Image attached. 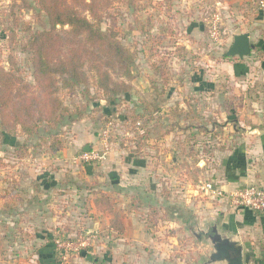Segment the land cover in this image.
I'll use <instances>...</instances> for the list:
<instances>
[{"label":"rangeland","instance_id":"rangeland-1","mask_svg":"<svg viewBox=\"0 0 264 264\" xmlns=\"http://www.w3.org/2000/svg\"><path fill=\"white\" fill-rule=\"evenodd\" d=\"M258 1L113 0V5L103 12L100 27L136 53L133 79L129 81L132 90L109 101L86 66L89 81L84 84L64 87L58 77L57 95L66 110L57 127L48 130L47 125H42L40 132L32 136L21 134L18 127L11 131L16 135L12 136L0 125V264H37L38 249L46 240L76 244L90 236L89 232H81L83 229L95 227H99L98 232H91L93 243L86 252L102 259V264L205 263L212 247L205 241L208 236H202L204 232L196 237L195 231L197 223L205 228L216 221L202 220L199 210L211 201L202 200L203 207H197L198 200L194 204L186 202V193L191 192L190 183L197 187L212 179L205 170L216 163L213 151L218 138L217 133L210 134V122L221 118L223 124L226 118L233 117L234 112L225 102L245 95L246 117L251 118L250 114L257 113L251 102L264 101L261 68L253 70L251 63L245 70L240 66L239 75L234 77L236 66L232 60L236 57L224 56L233 36L249 30L259 19ZM217 13L221 18L216 36L211 26ZM49 27L38 0H0L1 64L13 67L16 74L33 83L29 42L35 31ZM67 29L68 26H57L59 33ZM249 73H254L251 79ZM250 83L255 88L241 86ZM143 84L147 91L142 92ZM201 84L209 89L194 90ZM244 90L247 93L243 95ZM154 102L161 106L159 111L146 109ZM220 107H225L226 118L217 111ZM77 126H82V131L91 130L98 138L110 126L113 146L126 150L125 154L134 159L144 160L148 172L134 173L131 167V171L125 169L124 176L114 177L117 180L110 178L103 164L91 165L94 178H84L85 197L80 198L86 206L75 208L84 217L61 224L56 216L61 213L62 198L73 195L68 188L44 189L38 176L52 168L59 171L65 167L59 164L64 158L58 151L69 147ZM53 134L64 144L56 151L51 150ZM161 140H170L176 147L172 155L165 154L159 160L166 170L157 173ZM17 144L25 145L27 154L17 152ZM78 164L80 168L90 166ZM70 169L67 174L72 181ZM128 173L131 178L126 176ZM121 178L127 182L122 186L118 183ZM91 193L92 197L88 195ZM98 198H110L125 232L111 227L112 215L98 210ZM93 201L97 213L92 211ZM72 254L63 264H74Z\"/></svg>","mask_w":264,"mask_h":264},{"label":"crops","instance_id":"crops-1","mask_svg":"<svg viewBox=\"0 0 264 264\" xmlns=\"http://www.w3.org/2000/svg\"><path fill=\"white\" fill-rule=\"evenodd\" d=\"M258 16L259 23L257 20L256 23H252L253 26L249 30H244L242 32L238 31L236 33H250L251 42L254 44V48L251 54L246 56L244 59L236 57V59L234 58L235 60H232L235 62L236 66L235 71H233V73L235 72L233 75L234 77H236L238 67L243 66L242 70H245V67L250 65V63L254 66L253 70H256L255 67H259V69L261 68V76L264 77V23L261 16L259 14ZM256 50H258L257 54ZM238 75L239 74L237 73V76ZM249 75L251 79L254 73H249ZM244 85L248 88H255L253 83L247 85L242 84L241 86L243 87ZM146 87V84H143L141 88L142 92L147 91ZM203 88L209 89L201 84L195 86L194 90L203 91ZM253 88H250L251 91H253ZM256 92L260 93L259 91ZM244 93H247V90H244L243 95ZM244 96H236L237 99L235 101L225 102V106L227 108L228 105L232 107L231 109L234 112L233 117L226 118L225 107H220L221 110L218 109L217 111H220L222 117L227 119L224 120L226 122L222 124L221 118H215L212 122H210V126L212 127L210 129V134L216 135L217 133L218 138V146L213 151L216 155L214 159H217L216 163L212 164L210 170L207 169L205 171L207 174L211 175L212 179L219 182L225 189L228 190L237 189L249 183L264 184V116L261 114L264 113V105H262L264 101L262 103V100H260V102L257 101V99L253 100L251 103H253V107L256 108L253 112L257 113L250 114L251 118H247L246 114H248V109L246 101L248 98H244ZM258 104H260L261 107L258 106ZM104 110L107 111V108L104 107ZM185 122L187 121L185 120ZM205 125H208V123ZM81 128L82 126L75 127L74 133H76V135L72 139L69 147L58 151L60 152L58 154H62L64 158L62 161H59L60 159H58L59 164L65 167H62L59 171L52 168L51 170L42 172L38 176L41 182V187L44 189L48 190L54 186H57V188L62 190L68 188L70 189V194L73 195L71 198L69 197L70 199L65 198L67 196L64 195L62 198L63 201L61 200L62 214L60 213V215L56 216V218L62 222L61 224L65 223L64 221H67L70 218L79 219L84 217V215H82L81 212L76 211L75 208L79 209L85 205V201L82 202L80 199L81 196L85 197L84 192H82L84 189V187H82L84 178L88 177V180L94 178L91 165L88 166V169L84 166L83 168H80L79 164L72 160L78 151H84L87 148H90L98 140V137L94 135V133L92 134L91 130L82 131ZM218 133L221 135H218ZM160 143L162 148L158 150L159 153L156 157L158 162H156L157 166H154L157 173L166 170L164 166L165 164H161V161L159 160L162 159V156L165 158V154L166 156L172 155L174 152L173 150L176 147L174 142H171L170 140H161ZM120 149L121 151H119ZM120 149L113 146L108 159L101 166L110 178H114L122 174V176H124V172H126L125 169H129V171H131V167L134 168L132 169V172L134 171V173L138 172L140 174L141 172H148V166L144 163V160L134 159L133 156L125 154L126 150L122 148ZM67 160H71L72 163L67 162ZM69 168L73 170L72 174L74 175V180L72 181L68 178L69 174H67V169ZM126 176L131 178L132 174L130 176L128 173ZM122 179L123 178L120 179V182L118 181L120 186L127 183ZM190 185L192 188L188 191L191 192L186 193V202L188 204H194L198 200L196 203L199 204L196 206L200 207L202 206L201 203H203L202 200L204 202L211 201L207 202L208 204L206 208L203 206L202 210L201 207L199 208L202 213V220H220V227L222 229L235 234L237 238L241 240L243 243L245 264H264V213L253 212L243 208H235L227 199L222 201L205 200L197 191V187L191 183ZM88 195L92 197L94 194L91 193ZM193 195L196 197L193 198ZM92 206V211L97 213L94 201ZM98 228L99 227H95L94 230H97ZM88 230L90 229L88 228ZM127 230L131 232L130 229L126 228V231ZM63 231L66 232L65 228ZM142 231L145 232L144 229ZM37 255V264H59V261L61 264L65 263L64 256H60L58 254L55 255L49 239L46 240L42 247L38 249ZM72 255H74V264H82L83 260L92 264H102L103 262L102 259H98L96 257L93 258V256L90 255V252L86 251L74 253ZM88 256H92V259L89 260Z\"/></svg>","mask_w":264,"mask_h":264},{"label":"trees","instance_id":"trees-1","mask_svg":"<svg viewBox=\"0 0 264 264\" xmlns=\"http://www.w3.org/2000/svg\"><path fill=\"white\" fill-rule=\"evenodd\" d=\"M38 3L50 27L35 31L29 42L34 82H27L13 67L8 69L0 62V125L9 135L18 127L27 136L38 134L42 125H47L48 130L57 127L66 110L57 95L58 77L64 87L84 84L89 81L86 66L109 101L132 90L129 81L133 79L136 53L100 27L103 12L113 5V0H38ZM132 3L137 8L136 2ZM57 26H68V29L59 33ZM155 102L146 109L159 111L161 106ZM51 142L52 151L64 147L54 134ZM15 146L17 152L27 154L25 145ZM96 206L112 215L114 230L125 232L110 198H98ZM51 244L56 255L55 241Z\"/></svg>","mask_w":264,"mask_h":264},{"label":"built area","instance_id":"built-area-1","mask_svg":"<svg viewBox=\"0 0 264 264\" xmlns=\"http://www.w3.org/2000/svg\"><path fill=\"white\" fill-rule=\"evenodd\" d=\"M258 12L264 23V0L258 1ZM220 14H215L212 24V32L214 35L219 33ZM113 149V143L111 141V128L103 130L95 144H93L89 150L79 152L73 157L75 163H87L89 165L103 164L109 157ZM197 191L201 194L205 200H225L227 199L233 207L248 209L253 212L264 213V184L249 183L241 186L237 189L228 190L225 189L219 182L214 179H210L201 182L197 185ZM81 232H89L88 238H81L78 243L73 241H61L55 240L56 253L60 256H64L66 259L71 251L80 253L86 251L92 246L93 239L91 232H98V230H82Z\"/></svg>","mask_w":264,"mask_h":264},{"label":"water","instance_id":"water-1","mask_svg":"<svg viewBox=\"0 0 264 264\" xmlns=\"http://www.w3.org/2000/svg\"><path fill=\"white\" fill-rule=\"evenodd\" d=\"M253 48L254 44L251 42L250 33L235 34L233 43L224 56L244 59L251 54ZM196 226V237H200L202 232H211L205 241L211 245L212 250L204 264H245L243 243L235 234L222 229L220 220L207 224L205 228H202L199 223ZM88 257L89 260L92 259V256Z\"/></svg>","mask_w":264,"mask_h":264},{"label":"flooded vegetation","instance_id":"flooded-vegetation-1","mask_svg":"<svg viewBox=\"0 0 264 264\" xmlns=\"http://www.w3.org/2000/svg\"><path fill=\"white\" fill-rule=\"evenodd\" d=\"M189 223H190V221H188V225H189ZM190 227H193V226L191 225ZM210 233H211V232H210ZM202 236H203V237H207V236H209V232H208V233H204V234H202Z\"/></svg>","mask_w":264,"mask_h":264}]
</instances>
